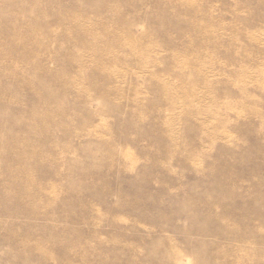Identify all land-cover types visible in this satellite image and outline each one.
I'll return each instance as SVG.
<instances>
[{"label": "rangeland", "instance_id": "obj_1", "mask_svg": "<svg viewBox=\"0 0 264 264\" xmlns=\"http://www.w3.org/2000/svg\"><path fill=\"white\" fill-rule=\"evenodd\" d=\"M0 264H264V0H0Z\"/></svg>", "mask_w": 264, "mask_h": 264}]
</instances>
